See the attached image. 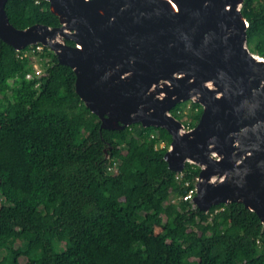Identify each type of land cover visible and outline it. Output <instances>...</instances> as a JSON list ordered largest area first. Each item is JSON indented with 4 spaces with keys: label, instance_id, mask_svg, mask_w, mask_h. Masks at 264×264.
Instances as JSON below:
<instances>
[{
    "label": "trees",
    "instance_id": "obj_1",
    "mask_svg": "<svg viewBox=\"0 0 264 264\" xmlns=\"http://www.w3.org/2000/svg\"><path fill=\"white\" fill-rule=\"evenodd\" d=\"M6 10L19 29L60 25L47 0H9ZM242 14L250 50L264 57V0H244ZM75 82L48 47L16 51L0 38V264H264L255 212L237 202L204 212L185 200L200 167L169 168V132L101 129ZM190 102L183 123L193 128L203 107Z\"/></svg>",
    "mask_w": 264,
    "mask_h": 264
},
{
    "label": "water",
    "instance_id": "obj_2",
    "mask_svg": "<svg viewBox=\"0 0 264 264\" xmlns=\"http://www.w3.org/2000/svg\"><path fill=\"white\" fill-rule=\"evenodd\" d=\"M8 1L0 38L16 51L40 43L71 67L101 129L166 130L169 168L200 167L194 205L242 203L264 224V57L248 46L244 0H47L60 25L24 29ZM190 100L203 112L185 131L171 110Z\"/></svg>",
    "mask_w": 264,
    "mask_h": 264
},
{
    "label": "rangeland",
    "instance_id": "obj_3",
    "mask_svg": "<svg viewBox=\"0 0 264 264\" xmlns=\"http://www.w3.org/2000/svg\"><path fill=\"white\" fill-rule=\"evenodd\" d=\"M243 7V6H242ZM32 60H33V67H34V70L35 69H37V70H41L42 68H44L43 66H42V63H40L39 61H38V58L36 57V56H33L32 57ZM186 102V101H185ZM187 107H185V110L183 111V112H180L179 114L181 115L182 114V119H181V121H189V108L188 107H190L191 106V102L190 101H187ZM188 108V109H187ZM171 113H172V110H171ZM173 114V113H172ZM186 125V124H185ZM189 129H191L188 125H186L185 126V128H184V130L185 131H188ZM158 135L159 136H161V135H163V132H158ZM165 146V143L163 142V141H161L159 144H157V148H162V147H164ZM4 200H3V198H2V196H1V194H0V210L4 207ZM167 204H168V206L169 207H171L173 204H174V201L173 200H169L168 202H167ZM153 234H160V230H158V229H155V230H153ZM18 244L19 243H17L16 245H15V250H19L18 249ZM3 253H4V251L2 250L1 252H0V257L3 255Z\"/></svg>",
    "mask_w": 264,
    "mask_h": 264
},
{
    "label": "built area",
    "instance_id": "obj_4",
    "mask_svg": "<svg viewBox=\"0 0 264 264\" xmlns=\"http://www.w3.org/2000/svg\"><path fill=\"white\" fill-rule=\"evenodd\" d=\"M43 47H44V46H43L42 44L38 43V44L36 45V50H37V51H42V50H43ZM42 71H43V68H42L41 70H37V69H35V73H36V74H41ZM33 77H34V74L29 73V74L27 75V78H28V79H31V78H33ZM180 174H182V173H180ZM196 182H197V178H196V181H195L194 188L191 189L190 192H189V194H187V195L184 197L185 200H188V199L192 200L193 197L195 196V194H196ZM187 184H188V183H187Z\"/></svg>",
    "mask_w": 264,
    "mask_h": 264
},
{
    "label": "bare ground",
    "instance_id": "obj_5",
    "mask_svg": "<svg viewBox=\"0 0 264 264\" xmlns=\"http://www.w3.org/2000/svg\"><path fill=\"white\" fill-rule=\"evenodd\" d=\"M220 6L223 9H228L230 6V1L229 0H221Z\"/></svg>",
    "mask_w": 264,
    "mask_h": 264
}]
</instances>
